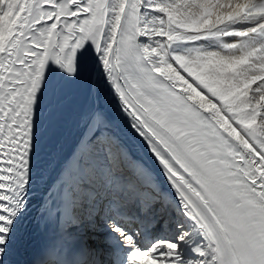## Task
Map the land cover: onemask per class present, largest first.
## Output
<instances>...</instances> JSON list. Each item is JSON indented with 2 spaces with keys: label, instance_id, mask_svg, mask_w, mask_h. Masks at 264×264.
<instances>
[{
  "label": "snow or ice",
  "instance_id": "6c2138e0",
  "mask_svg": "<svg viewBox=\"0 0 264 264\" xmlns=\"http://www.w3.org/2000/svg\"><path fill=\"white\" fill-rule=\"evenodd\" d=\"M0 264H264V0H0Z\"/></svg>",
  "mask_w": 264,
  "mask_h": 264
},
{
  "label": "bare ground",
  "instance_id": "6f19581e",
  "mask_svg": "<svg viewBox=\"0 0 264 264\" xmlns=\"http://www.w3.org/2000/svg\"><path fill=\"white\" fill-rule=\"evenodd\" d=\"M124 139L126 140V142H127V137H124Z\"/></svg>",
  "mask_w": 264,
  "mask_h": 264
},
{
  "label": "rangeland",
  "instance_id": "374dc122",
  "mask_svg": "<svg viewBox=\"0 0 264 264\" xmlns=\"http://www.w3.org/2000/svg\"><path fill=\"white\" fill-rule=\"evenodd\" d=\"M125 140V139H124ZM125 142H126V140H125ZM127 143V142H126Z\"/></svg>",
  "mask_w": 264,
  "mask_h": 264
}]
</instances>
